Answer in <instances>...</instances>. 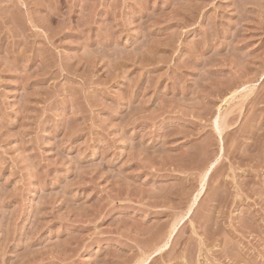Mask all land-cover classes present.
Listing matches in <instances>:
<instances>
[{
  "label": "rangeland",
  "instance_id": "rangeland-1",
  "mask_svg": "<svg viewBox=\"0 0 264 264\" xmlns=\"http://www.w3.org/2000/svg\"><path fill=\"white\" fill-rule=\"evenodd\" d=\"M142 258L264 264V0H0V264Z\"/></svg>",
  "mask_w": 264,
  "mask_h": 264
},
{
  "label": "bare ground",
  "instance_id": "bare-ground-1",
  "mask_svg": "<svg viewBox=\"0 0 264 264\" xmlns=\"http://www.w3.org/2000/svg\"><path fill=\"white\" fill-rule=\"evenodd\" d=\"M220 115H222V114H220ZM222 116H223V115H222ZM219 117H220V116H219ZM222 119H223V118H222ZM218 122H219V121H218ZM224 122H225V121H224ZM224 122H223V124H224ZM220 123H221V122H220ZM225 123H226V122H225ZM217 125H219V124H217ZM220 126L223 127L222 125H220ZM209 169H210V168H209ZM208 171H209V170H208ZM208 171H206V172L204 173V176H203V178H202V181H203L202 186H201V188L199 189V191L197 192L196 196H194L195 199L193 200L192 204L190 205V207H189V211H191L192 208L195 206L194 204H195L196 200H198L197 198H198L199 196H201L200 194L203 192L204 187H206V186H204V182L206 181L205 179H207L206 177H208V175H207V174H209ZM175 228H176V225L173 226V228H172V232H171V235H172L173 232H175ZM166 245H167V244H166ZM147 259H148V258H147ZM147 259H145V258L140 259V260H139L140 262H138V264H144V261L147 260Z\"/></svg>",
  "mask_w": 264,
  "mask_h": 264
}]
</instances>
